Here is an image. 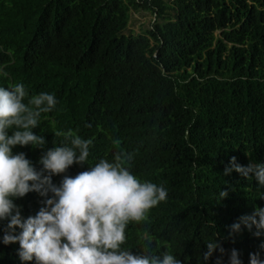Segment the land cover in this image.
I'll use <instances>...</instances> for the list:
<instances>
[{
    "label": "trees",
    "instance_id": "trees-1",
    "mask_svg": "<svg viewBox=\"0 0 264 264\" xmlns=\"http://www.w3.org/2000/svg\"><path fill=\"white\" fill-rule=\"evenodd\" d=\"M130 11L150 12L149 26L127 31ZM17 83L26 104L40 93L57 104L32 129L43 149L14 154L39 171L47 150L71 146L64 134L92 141L86 163L52 176L54 185L124 151L141 182L167 190L146 221L128 225L122 250L215 264L218 250L203 255L217 239L222 264L233 249L241 264L250 253L264 260V230L230 227L264 208V187L255 176L223 174L231 157L264 164V0H0V87ZM44 199L32 191L14 203L26 219ZM7 224L0 264H35L21 261L18 242L3 244Z\"/></svg>",
    "mask_w": 264,
    "mask_h": 264
},
{
    "label": "clouds",
    "instance_id": "clouds-1",
    "mask_svg": "<svg viewBox=\"0 0 264 264\" xmlns=\"http://www.w3.org/2000/svg\"><path fill=\"white\" fill-rule=\"evenodd\" d=\"M27 95L22 83L0 87V221L8 220L3 244L18 242L21 261L35 260V264H182L167 251L162 255H133L130 250H122L128 225L146 221L151 209L168 196L162 185L141 182L129 170L131 153L120 151L112 162L101 159L90 170L74 177L65 175L59 186L52 183V176L66 173L74 164L86 163L90 139L72 132L64 134L71 138V146L47 150L39 160V171L24 153H13L16 146L43 149L44 137L32 129L39 125L41 114L51 112L57 104L55 95L49 93L32 96L26 104ZM113 143L120 145L119 140ZM233 171L246 179L255 176L258 185L264 187V164L241 166L236 157H231L223 174ZM32 191L46 199L35 216L25 219L14 199ZM227 196V190L220 192L221 199ZM241 224L249 230L254 226L257 231L253 235L260 236L264 230V208L240 217L230 226L231 232L238 233ZM16 228L21 230L18 235L14 234ZM145 239H149L147 233ZM206 248L204 261L218 250L215 264H222L226 250L218 240L207 243ZM260 248L264 250V243ZM238 256L235 249L231 250L229 264H241ZM249 264H264L259 252L249 254Z\"/></svg>",
    "mask_w": 264,
    "mask_h": 264
},
{
    "label": "rangeland",
    "instance_id": "rangeland-1",
    "mask_svg": "<svg viewBox=\"0 0 264 264\" xmlns=\"http://www.w3.org/2000/svg\"><path fill=\"white\" fill-rule=\"evenodd\" d=\"M153 15L148 11H130L126 30L138 32L149 26Z\"/></svg>",
    "mask_w": 264,
    "mask_h": 264
}]
</instances>
